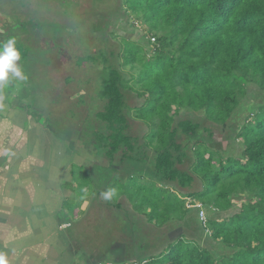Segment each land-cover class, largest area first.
I'll return each mask as SVG.
<instances>
[{"label": "trees", "instance_id": "1", "mask_svg": "<svg viewBox=\"0 0 264 264\" xmlns=\"http://www.w3.org/2000/svg\"><path fill=\"white\" fill-rule=\"evenodd\" d=\"M115 1L122 16L146 28L147 38L144 45L119 38L118 52L109 46L113 32L92 27L90 34L98 37L96 53L73 55L82 63L76 66L90 61L101 70L96 69L94 79L67 76L61 81L74 84L78 105L86 98L84 87L93 84L94 89L88 92L94 108L93 117L88 115L91 137L85 143L66 137L73 150L69 172L74 199L64 207L72 228L77 224L74 216L87 202V210L94 207L92 213L106 207L117 210L108 216L119 224L121 245L132 248L122 263L264 264V102L245 111L239 126L235 124L247 96L264 92V0ZM60 4L55 6L65 13ZM32 11V16L9 13L8 38L17 41L21 60L16 63L22 68L40 64L32 49L39 45L41 51L44 28L59 26L57 20L40 21L37 10ZM60 26L70 31L66 42L74 33L80 36L75 25ZM50 34V51L60 48L58 38L63 37ZM75 43L90 48L83 37ZM38 57L44 67L42 51ZM124 66L135 74L128 72L126 78ZM33 106L42 125H56L42 101L35 99ZM219 140L235 151L224 155L215 147ZM110 188L116 190L112 204L109 200L95 206ZM140 196L146 197L136 203ZM197 202L206 211L205 223ZM192 212L194 225L187 218ZM162 228L161 248L146 252L149 238L157 239ZM176 228L180 230L171 240L168 235ZM203 235L219 241L227 253L212 252ZM104 260L95 263L108 264Z\"/></svg>", "mask_w": 264, "mask_h": 264}, {"label": "crops", "instance_id": "2", "mask_svg": "<svg viewBox=\"0 0 264 264\" xmlns=\"http://www.w3.org/2000/svg\"><path fill=\"white\" fill-rule=\"evenodd\" d=\"M1 26L0 22V43L8 37L2 35ZM28 81L11 78L0 101L3 105L0 110L5 111L0 115V251L7 253L9 264H81L80 260L90 264L79 248L73 251L71 244L80 245L83 241L78 232L67 226L72 224V218L64 205L74 193L71 185L74 180L69 172L73 150L67 147L70 140L56 125L44 126L38 120ZM83 204L87 214L76 226H83L87 219L93 224L97 220L102 244L110 250L104 262L120 263L132 248L114 246L108 231L118 241L119 231L109 228L104 219L94 218V207L87 210V202ZM123 207L130 209L129 204ZM190 214L195 219L194 213Z\"/></svg>", "mask_w": 264, "mask_h": 264}, {"label": "rangeland", "instance_id": "3", "mask_svg": "<svg viewBox=\"0 0 264 264\" xmlns=\"http://www.w3.org/2000/svg\"><path fill=\"white\" fill-rule=\"evenodd\" d=\"M42 0H0V22L6 23L7 26L11 21L10 14L11 12H15L20 14V12L27 13L30 16H32V10L36 9L38 12V15H40L39 20L40 21H53L57 20L55 24H58V28L55 26L54 28H50L51 30H47L48 28L43 29V47L41 48V51L43 52V56L45 58L43 59L44 67L41 66L40 62V48L39 45L34 49H32V52L35 53L36 59H38V62L40 64L37 65V67H29L28 65L24 66L25 75L28 78V82L31 84V90L30 92L34 95V98L37 99V101H42V107L45 114L51 118L52 123L56 124L58 131H61L67 138H73V140H77L78 142H87V137H91L92 132L90 131V119L89 114L93 117L92 111L94 108L90 106V103L92 101L88 97L89 93L93 91V84L94 82H91L92 85L85 86L84 90V96L86 95V98H82L83 104L78 105L79 101L77 100L79 93L76 92V87L72 83L65 82L64 84L61 82L63 81L67 76L70 77H76L75 79H85L90 78L94 79L95 75L94 72L101 70V65L96 68L94 63H91L88 61L86 65L76 66V65H82V63H79L78 57L74 58L73 54L80 55L82 52L84 53H96L97 46H98V37L97 34H90V30L94 31L93 28H103L107 29L110 32H113L115 37H109V46L112 49H115L119 52L120 48V39L119 38H127L130 41H140L141 44H145V40L147 38V32L146 28L141 25L140 22L137 20H132V18H127L126 16L121 15V9L118 8L119 2L113 1L108 2L107 4L99 3L97 0H46L48 2L41 3ZM109 0H104V2H107ZM62 3L64 5L65 13H59L58 5ZM37 4V5H36ZM40 4V6H38ZM58 7H56V6ZM60 7L62 5L60 4ZM61 10V8H60ZM73 12V13H72ZM97 15H100V19L96 20L94 18L97 17ZM34 17V16H33ZM37 18V17H34ZM87 23H86V22ZM54 22V21H53ZM75 25L79 37L75 38V34L68 37L67 41V33L70 35V31H68L67 28H62L60 25ZM6 25L2 24L1 26V32L2 35L7 37L9 33V29L4 28ZM65 27V26H63ZM90 29V30H89ZM50 31H52L53 35H57L59 37H63L61 39L58 38L59 43L62 44L59 45L60 48H54V50L50 51L51 46L47 42L46 39L51 38L50 37ZM5 33V34H4ZM50 34V35H49ZM77 36V35H76ZM86 40V43L88 42L90 44V48H85L83 45H77L75 43L78 38H82ZM8 38V37H7ZM153 42V41H151ZM34 45V44H33ZM35 46V45H34ZM33 47V46H32ZM46 51L49 53L46 54ZM60 53L57 55L56 53ZM35 64H37L36 61L31 60ZM30 63V62H29ZM120 63V62H119ZM123 73L125 74L126 78L128 76L130 77V74H135L134 70H131L130 66H124L121 68ZM30 72V73H29ZM128 85H132V80L128 81ZM17 87V86H16ZM136 89H139V85L136 86ZM78 93V94H77ZM128 95L130 97L135 96L133 92H128ZM132 102L133 98L130 99ZM264 102V92L260 93L258 97L254 98V94H249L247 96V99L245 101V104H243L241 107L238 108V115L235 118V124L236 126H239V119L240 117H243L245 115V111H249L254 107L257 103ZM4 109L0 110V115L4 113ZM131 129H135V124H130ZM75 138V139H74ZM220 141V140H219ZM221 142V141H220ZM215 145L216 148L219 150L222 149V153L224 155L230 154L233 151V146L230 144H227L226 147L222 146V142L220 144ZM74 145V143H73ZM190 158V157H188ZM81 162V160H79ZM191 159H188V162H190ZM70 169V168H69ZM73 169V168H72ZM146 196H140L137 198L136 203H142L143 199ZM74 196L70 198L69 200H73ZM110 199L106 200L103 199L101 202H98L95 204V206H100L102 202H107ZM119 201L125 204H128L127 201L120 197L118 198ZM67 204V203H66ZM72 202H68V206H71ZM109 204L111 203V200L109 201ZM102 206V205H101ZM86 206L82 204L81 209L82 212H80L77 216L78 221L74 220V222H79L83 217L86 216L87 213L86 209L84 210ZM131 207V206H130ZM144 207V205H143ZM142 207V208H143ZM124 208V207H123ZM109 209V210H107ZM148 209V208H147ZM81 211V210H80ZM111 211H117L115 209H112V207H106V210L102 212L93 213L94 218L96 219H104L105 222L108 224L109 228H113L114 230H117V227H119V224L115 222L110 216H108V213ZM205 211V210H204ZM121 212V211H120ZM90 213V212H89ZM71 216L70 214H68ZM206 215V212H205ZM214 215H212L213 217ZM125 217V216H124ZM188 221L190 220L192 223H194L195 219L193 215L188 214L187 216ZM206 218V216H205ZM123 220V219H122ZM145 221V220H144ZM143 221V222H144ZM92 221H89V219L86 220L85 224L83 226L77 227L75 226L71 228L73 231L78 232V236H80V245L77 243H72L71 247L73 248V251H82V255L86 257V259L90 258L92 260H102L101 258H106L107 256H110V250L108 248V245L102 244V236L101 233V226L98 223L97 220H95V224L91 223ZM146 223V221H145ZM147 224V223H146ZM78 225V224H76ZM150 225V224H149ZM148 225V226H149ZM194 225V224H193ZM169 225H166L168 227ZM70 227V226H69ZM151 227V226H150ZM195 227V226H194ZM195 230L196 227L194 228ZM180 230L179 228L173 229V232L169 234L168 236L173 240L175 237H177V233ZM165 232V229H161L160 233H156L158 235L157 239H153L152 237L149 238L150 245L147 247L148 252H152L156 249H160L161 246L159 245V241L163 239V233ZM109 237L112 238L111 242H113L114 246H120L122 243H120L116 237L113 238V235L110 231H108ZM193 236L192 234L190 235ZM196 238V237H195ZM119 239V236H118ZM206 239V240H204ZM203 243L208 244V249H210L212 252H219L220 253H227V249L219 242V241H209L205 236L202 237ZM123 246V245H122ZM125 248V247H124ZM127 249V247H126ZM120 251L122 249H119ZM128 250V249H127ZM111 251H114V247L112 246ZM156 252H152L151 254H154ZM150 254H148L146 257H149ZM83 261L80 260V263Z\"/></svg>", "mask_w": 264, "mask_h": 264}, {"label": "clouds", "instance_id": "4", "mask_svg": "<svg viewBox=\"0 0 264 264\" xmlns=\"http://www.w3.org/2000/svg\"><path fill=\"white\" fill-rule=\"evenodd\" d=\"M16 45L17 41L14 37L0 43V101L4 99L3 90L9 86L11 78H18L20 81L27 79V76L23 74L22 67L16 63L21 60V53ZM2 106L0 104V107ZM115 192V189L110 188L102 195L104 199L108 200ZM203 210H205L204 207ZM0 264H9L6 252L0 251Z\"/></svg>", "mask_w": 264, "mask_h": 264}, {"label": "built area", "instance_id": "5", "mask_svg": "<svg viewBox=\"0 0 264 264\" xmlns=\"http://www.w3.org/2000/svg\"><path fill=\"white\" fill-rule=\"evenodd\" d=\"M195 208L198 209V215H199V219L205 223V213H204V210H203V207L201 205V203H196L195 204Z\"/></svg>", "mask_w": 264, "mask_h": 264}]
</instances>
